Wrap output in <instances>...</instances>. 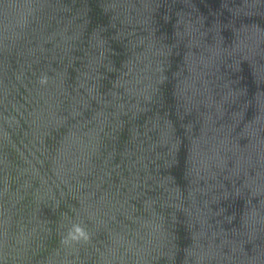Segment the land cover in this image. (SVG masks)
Returning <instances> with one entry per match:
<instances>
[{"label": "water", "instance_id": "95a60500", "mask_svg": "<svg viewBox=\"0 0 264 264\" xmlns=\"http://www.w3.org/2000/svg\"><path fill=\"white\" fill-rule=\"evenodd\" d=\"M0 264H264V0H0Z\"/></svg>", "mask_w": 264, "mask_h": 264}]
</instances>
